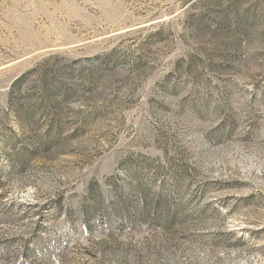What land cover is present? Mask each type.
I'll return each mask as SVG.
<instances>
[{
	"label": "rangeland",
	"instance_id": "374dc122",
	"mask_svg": "<svg viewBox=\"0 0 264 264\" xmlns=\"http://www.w3.org/2000/svg\"><path fill=\"white\" fill-rule=\"evenodd\" d=\"M0 264H264V0H0Z\"/></svg>",
	"mask_w": 264,
	"mask_h": 264
}]
</instances>
